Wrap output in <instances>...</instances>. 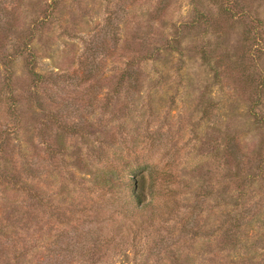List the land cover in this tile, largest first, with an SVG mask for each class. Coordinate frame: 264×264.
<instances>
[{"label": "rangeland", "instance_id": "374dc122", "mask_svg": "<svg viewBox=\"0 0 264 264\" xmlns=\"http://www.w3.org/2000/svg\"><path fill=\"white\" fill-rule=\"evenodd\" d=\"M127 165L177 201L116 237ZM0 264H264V0H0Z\"/></svg>", "mask_w": 264, "mask_h": 264}, {"label": "trees", "instance_id": "16d2710c", "mask_svg": "<svg viewBox=\"0 0 264 264\" xmlns=\"http://www.w3.org/2000/svg\"><path fill=\"white\" fill-rule=\"evenodd\" d=\"M50 8L52 9L53 7L50 6ZM224 11H228V8L226 7ZM250 40L251 38L247 37L246 42H249ZM258 51L262 53V50ZM204 55V59L206 61L213 60L212 51L205 52ZM37 75L41 83L49 85L52 83H49V81H47L48 79H45L44 76L39 74ZM121 79L124 81L128 80L132 82L135 80L136 82H139L137 78H133V75H131L128 70L122 72ZM53 85L56 86L55 83ZM49 150L52 154L56 153V150L53 151L51 148ZM114 166H116V164ZM157 170L158 167L156 170H152L150 172L154 173L153 175L149 174V179L151 180L150 184L147 180L148 177L141 173L143 169L140 166L133 167L128 165L121 169L116 167L115 175L116 177H119V181L112 176L109 178L106 177L99 183V188L105 191L108 195L106 206L109 207L110 213L108 214L106 221L115 228L116 237L123 236L133 229V222L136 217L143 216L144 211L151 206V203H155L160 207L163 206L162 208H169L171 205L170 202L177 201L175 191L170 189L168 186V184H170L169 180L167 177L164 178L166 173L158 174ZM11 176L13 178H11ZM4 177V182L9 184L7 187L10 189L12 187L15 188L17 186L16 184H18V180H20L17 179L15 175H8ZM161 191L163 192L160 193ZM148 196L151 197V202L147 200ZM133 218V221L130 220Z\"/></svg>", "mask_w": 264, "mask_h": 264}]
</instances>
